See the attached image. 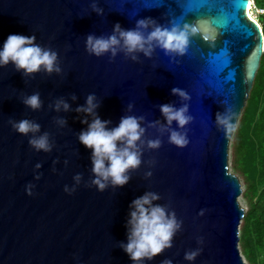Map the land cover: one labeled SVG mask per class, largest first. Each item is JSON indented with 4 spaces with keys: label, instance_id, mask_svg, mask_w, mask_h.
I'll list each match as a JSON object with an SVG mask.
<instances>
[{
    "label": "water",
    "instance_id": "95a60500",
    "mask_svg": "<svg viewBox=\"0 0 264 264\" xmlns=\"http://www.w3.org/2000/svg\"><path fill=\"white\" fill-rule=\"evenodd\" d=\"M95 2L103 16L92 12L93 0H0V50L9 35H35L37 44L58 53L62 69L60 75L41 72L28 78L11 63L0 68V264H133L120 244L127 242L129 206L146 192L158 194L156 203L174 212L182 226L170 249L143 264H245L238 248L242 189L229 172L228 150L264 51L262 29L247 14L249 0ZM145 18L169 28L198 22L201 29L183 57L159 48L151 58L137 54L138 62L123 53L112 59L86 52L89 34L111 35L117 23L133 29ZM177 87L191 99L173 96ZM35 92L43 107L34 112L22 100ZM89 94L100 104L99 118L111 121L109 128L125 115L143 116V139L161 140L157 150L145 146L142 164L130 171L127 185L102 193L90 185L92 151L78 140L87 125L75 109ZM61 97L71 111L49 108ZM185 103L192 122L183 130L173 122L161 132L166 120L159 106ZM225 110L233 116L227 132L215 122ZM57 117L67 121L64 128L55 124ZM21 119L39 123L41 133L50 134L51 153L36 152L30 137L13 131L9 120ZM156 121V127L148 126ZM172 130L187 132L186 147L168 142ZM147 172L152 175L146 178ZM77 174L82 175L79 185L73 179ZM65 186L76 190L69 194ZM190 251L198 252L193 261L185 260Z\"/></svg>",
    "mask_w": 264,
    "mask_h": 264
},
{
    "label": "clouds",
    "instance_id": "9594fccd",
    "mask_svg": "<svg viewBox=\"0 0 264 264\" xmlns=\"http://www.w3.org/2000/svg\"><path fill=\"white\" fill-rule=\"evenodd\" d=\"M92 12L97 16L104 15V9L99 7L93 0ZM199 23L184 24L181 28L173 25L170 28L158 24L152 18L140 19L136 22L135 28L125 30L117 23L108 36H95L89 34L86 37L85 49L90 56L97 58L110 54L114 59L119 53L133 62H138V55L143 54L151 58L156 48L164 51L165 55L171 57H183L189 47L190 40L200 32ZM208 39V37H204ZM12 64L16 71L23 72L24 77H34L35 74L45 73L46 75H60L58 53L50 47H42L36 43L35 35H9L0 50V68ZM173 96L181 101H189L190 95L180 88L171 90ZM77 98L72 96V100ZM24 106L32 111H39L43 107L40 93L35 92L25 96L22 100ZM100 107L95 94H89L83 106H78L75 111L82 114V124L87 128L78 134L79 143L92 151V176L90 185L99 192H104L109 186L113 188L124 187L131 179L130 171L140 168L145 146L148 150H157L161 147V140H144L146 129L141 126L144 122L143 116L125 115L121 118L119 125L109 128L111 121H103L97 114ZM133 105H128V112H131ZM49 108L57 113L71 111V105L64 99H56ZM159 110L166 120V126L161 125L160 131L165 132L176 122L179 129L183 130L189 125L193 117L188 114V104L176 108L172 104H163ZM89 118H91L89 120ZM233 116L229 110L223 114L217 113L216 126L218 130L227 132L232 127ZM61 128L67 125L62 117L54 120ZM9 123L16 133L24 137H30L29 146L36 152L51 153L54 142L50 140L48 132L41 133V125L33 120L21 119L19 121L9 120ZM159 121L149 124V127H156ZM168 142L177 148H184L188 145L186 131L172 130L169 133ZM67 163V161L65 162ZM41 164H36L40 169ZM152 175L146 173V178ZM35 179L39 180L37 175ZM76 185L82 180V175L74 176ZM29 184L26 187L28 195H31ZM65 192L71 194L76 189H69L65 186ZM160 196L153 192H146L143 196L136 198L129 206V219L127 220V242L121 243L120 247L129 256L133 264H143L144 261H152L162 254L166 249L172 247V240L177 232L181 230L182 222L178 221L174 212L169 211L166 206L156 203ZM203 211L201 212V215ZM198 255L197 251H190L185 254V260L193 261ZM162 264H172L171 260H164Z\"/></svg>",
    "mask_w": 264,
    "mask_h": 264
},
{
    "label": "trees",
    "instance_id": "16d2710c",
    "mask_svg": "<svg viewBox=\"0 0 264 264\" xmlns=\"http://www.w3.org/2000/svg\"><path fill=\"white\" fill-rule=\"evenodd\" d=\"M261 29L264 36V25ZM256 112L257 116H255ZM246 131H248L247 134ZM233 157L234 163L246 159L253 167L259 165L264 174V51L249 98L238 119V126L234 133ZM248 193H251L252 200L255 191L251 183L248 184ZM263 198L264 186L255 201H250V209L244 214L242 236L246 239L251 237L255 240L256 238L264 251Z\"/></svg>",
    "mask_w": 264,
    "mask_h": 264
},
{
    "label": "rangeland",
    "instance_id": "374dc122",
    "mask_svg": "<svg viewBox=\"0 0 264 264\" xmlns=\"http://www.w3.org/2000/svg\"><path fill=\"white\" fill-rule=\"evenodd\" d=\"M251 2V10L250 16L255 19L260 27L264 25V0H250ZM261 19L262 22H261ZM257 112L255 113V116ZM254 116V115H252ZM238 123L234 129L233 135L229 142V150H228V169L229 172L235 175L240 182L242 194L238 198V203L240 207L245 211V213L250 209V201H255L256 196L262 191L264 186V174L260 169L259 165H255V167L249 165V160L243 159L239 163H234L233 157V144H234V133ZM248 131H246V134ZM251 183L254 185L255 194H253L252 200L250 199L251 193H248V184ZM251 202V203H252ZM264 205V198L262 200ZM243 220H241L239 226V252L242 256V259L245 264H264V255L263 248L261 244L256 240L250 238H245L242 236L243 229ZM258 233V232H257ZM257 236V235H256ZM246 239V240H245Z\"/></svg>",
    "mask_w": 264,
    "mask_h": 264
},
{
    "label": "bare ground",
    "instance_id": "6f19581e",
    "mask_svg": "<svg viewBox=\"0 0 264 264\" xmlns=\"http://www.w3.org/2000/svg\"><path fill=\"white\" fill-rule=\"evenodd\" d=\"M250 10H251V2L249 3L248 10H247V14H248V16H249L251 19H253V18L250 16ZM253 20H255V19H253ZM255 21H256V20H255Z\"/></svg>",
    "mask_w": 264,
    "mask_h": 264
},
{
    "label": "built area",
    "instance_id": "2783aa9c",
    "mask_svg": "<svg viewBox=\"0 0 264 264\" xmlns=\"http://www.w3.org/2000/svg\"><path fill=\"white\" fill-rule=\"evenodd\" d=\"M249 3H250V0H249ZM257 22V21H256ZM258 23V22H257Z\"/></svg>",
    "mask_w": 264,
    "mask_h": 264
},
{
    "label": "snow or ice",
    "instance_id": "6c2138e0",
    "mask_svg": "<svg viewBox=\"0 0 264 264\" xmlns=\"http://www.w3.org/2000/svg\"><path fill=\"white\" fill-rule=\"evenodd\" d=\"M248 5L246 4V7H247ZM207 37V36H206Z\"/></svg>",
    "mask_w": 264,
    "mask_h": 264
}]
</instances>
